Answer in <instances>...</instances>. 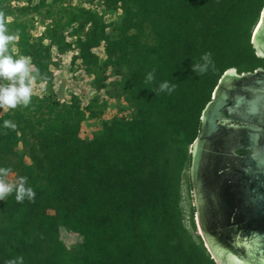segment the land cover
I'll return each mask as SVG.
<instances>
[{
	"label": "trees",
	"instance_id": "obj_1",
	"mask_svg": "<svg viewBox=\"0 0 264 264\" xmlns=\"http://www.w3.org/2000/svg\"><path fill=\"white\" fill-rule=\"evenodd\" d=\"M14 1L19 0H0L5 20L10 15L21 20L46 7V0L17 7ZM101 2L110 12L120 9L121 18L103 24L99 11L78 8L64 22L68 8H62L47 36L60 51L69 50L74 44L66 43L63 30L73 26L77 59L99 85L106 81L104 70L119 76L107 92L130 103L132 117L105 121L85 139L82 123L88 114L101 115L106 102L97 112L93 104L84 108L77 96L70 102L32 96L27 108L0 109V167L26 176L36 193L34 203H17L14 193L0 200V264L17 256L24 264H217L195 235V206L187 224L184 188L193 191L192 146L221 78L230 70L241 75L264 69L252 43L264 0ZM88 23L92 29H86ZM28 28L25 20L14 22L18 40L12 52L30 57L48 79L50 47L33 40ZM101 43L105 59L100 61L94 49ZM205 52H211L215 67L198 76L192 62ZM153 70L155 80L145 83ZM163 81L176 84L175 91L149 90ZM4 120L13 121L16 130L5 129ZM24 155L29 164L13 163ZM239 215L235 208L232 227H244ZM62 229L84 235V244L69 250Z\"/></svg>",
	"mask_w": 264,
	"mask_h": 264
},
{
	"label": "water",
	"instance_id": "obj_2",
	"mask_svg": "<svg viewBox=\"0 0 264 264\" xmlns=\"http://www.w3.org/2000/svg\"><path fill=\"white\" fill-rule=\"evenodd\" d=\"M252 43L264 58V10ZM257 31V32H256ZM244 151L247 155H239ZM190 171L196 225L222 264L264 260V69L227 72L202 115ZM231 183H228V181ZM244 227L230 225L234 209ZM234 226V225H233Z\"/></svg>",
	"mask_w": 264,
	"mask_h": 264
},
{
	"label": "rangeland",
	"instance_id": "obj_3",
	"mask_svg": "<svg viewBox=\"0 0 264 264\" xmlns=\"http://www.w3.org/2000/svg\"><path fill=\"white\" fill-rule=\"evenodd\" d=\"M39 1L40 0H34L33 5H37ZM82 1L83 2L81 3V0H46V7L40 12H32L21 20L17 19V15H10L6 18V23L9 32L13 33L12 25L16 20L27 21L29 24L27 31L28 35L31 36V38L35 41H41L43 46L50 47L51 60L49 77L45 81H37L34 84L33 96L47 98L48 96L55 95L62 102H70L72 96H77L81 100V105L84 108L93 104L97 112L104 110L103 102L107 103V108L101 115L93 118L88 114L87 119L82 123L81 136L82 138L90 139L95 132L102 128L103 122L110 121L115 117L130 119L133 114V109L130 103H127L123 100L119 101L118 99H112L110 98L111 96L109 97L107 91H109L110 84L116 80H120L119 76H116L112 70H104L105 74L102 76H105L106 81L101 85L97 84L95 74H88L86 72V69L83 67L81 61L77 59L79 56V50L76 44V36L72 34L73 26H69L67 27L68 29L66 28L63 30V36L66 43L74 44L69 50L60 51L58 45L53 43V41L47 36L48 30L55 25V22L58 18L56 16L58 10L62 8H68V12L62 16V20L67 22L71 16L76 14L78 8L93 9L92 7L95 0ZM12 6H27V3L26 0H19L14 1ZM100 8L101 10L98 13L103 24L111 22L114 23L121 18L122 12L120 9L110 12L105 10L102 6ZM49 10H54V13L50 14L48 12ZM86 26L87 30L89 28L92 29L91 23H88ZM84 39L86 38L82 37L81 40ZM104 45V43H101L99 47L94 49V53L100 61L105 59ZM254 47L256 48L257 53L262 56L259 51V46L254 44ZM16 51V47L14 46V53H16ZM23 149L24 146L20 144L17 149L20 155H22V152L24 151ZM12 160L14 164H17L18 161L26 164L30 163V159L26 155H24L21 159L18 157L12 158ZM17 178V172L11 170L8 179L14 181ZM194 206V192H189L185 187L183 208L187 216L188 225L191 208ZM195 235L201 236L202 240H204L198 230V227L196 229ZM61 238L69 250H73L85 242L84 235H77L64 229L61 231ZM216 260L219 264H222L219 257H217Z\"/></svg>",
	"mask_w": 264,
	"mask_h": 264
},
{
	"label": "clouds",
	"instance_id": "obj_4",
	"mask_svg": "<svg viewBox=\"0 0 264 264\" xmlns=\"http://www.w3.org/2000/svg\"><path fill=\"white\" fill-rule=\"evenodd\" d=\"M18 40V34L10 33L4 14L0 12V109L5 112L18 107H29L32 103L33 86L38 80L46 79L39 69H34L32 60L28 56L14 55L12 47ZM211 52L203 53L199 62H192V69L198 75L206 74L210 68L214 69ZM155 80V70L146 75L145 83ZM176 89V84L163 81L157 89H149L156 94L167 92L171 94ZM5 129L16 130L17 125L11 120H4ZM6 134V133H5ZM10 168L0 167V200L15 194L17 203H23L26 199L35 202L36 193L34 189L27 186L26 176L18 177L16 180H9ZM5 264H24V257L17 256L5 261Z\"/></svg>",
	"mask_w": 264,
	"mask_h": 264
},
{
	"label": "bare ground",
	"instance_id": "obj_5",
	"mask_svg": "<svg viewBox=\"0 0 264 264\" xmlns=\"http://www.w3.org/2000/svg\"><path fill=\"white\" fill-rule=\"evenodd\" d=\"M260 26H261V24L259 23V24L257 25V27L255 28V30L258 31V29L260 28ZM257 31H256V32H257ZM254 32H255V31H254ZM233 262H234V263H237V264H248V263H244V262H242V261H239V260L236 259V258L233 259ZM260 264H264V260H262V261L260 262Z\"/></svg>",
	"mask_w": 264,
	"mask_h": 264
},
{
	"label": "built area",
	"instance_id": "obj_6",
	"mask_svg": "<svg viewBox=\"0 0 264 264\" xmlns=\"http://www.w3.org/2000/svg\"><path fill=\"white\" fill-rule=\"evenodd\" d=\"M102 4H103V2H101V1L98 0V1H96V2L93 4V7H92V8L95 9V10H97V11H100V10H101L100 7L103 6Z\"/></svg>",
	"mask_w": 264,
	"mask_h": 264
}]
</instances>
